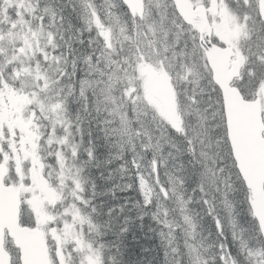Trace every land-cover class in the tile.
Wrapping results in <instances>:
<instances>
[{
  "label": "rangeland",
  "instance_id": "1",
  "mask_svg": "<svg viewBox=\"0 0 264 264\" xmlns=\"http://www.w3.org/2000/svg\"><path fill=\"white\" fill-rule=\"evenodd\" d=\"M68 2L69 1L66 2L65 7H62L60 13H58L56 10V6L59 4V0H50L52 8L60 17L68 11ZM80 4L83 13L82 20L85 27H78V37L74 38V40L77 41L69 43L67 46L64 44L65 38L60 37V39L58 40L60 44V50L64 51L68 46H71L73 50L72 53L75 56H80L85 53V51L88 52L92 50L96 45V41L93 37H91V35L85 33V31H91V20L94 21V23L97 20H100L102 23H104V27L106 28V31L108 33V35H105V42L108 41L107 48L99 54L95 61H92L90 66L79 71L80 74L84 75V83H81V85H86V88L90 89L92 95L95 96L96 85L99 83L102 84V89L99 91L98 95H100L103 101L116 106L119 109V112H122L126 98L131 91V87L133 86L134 81L145 74L146 76H149L150 85H147V81L145 79L143 86L144 98H141L139 96L135 99L134 103L135 105L143 103L153 107H160L158 101L152 98V94L154 93V89L157 83V79L160 76V72L155 68V62L147 51V46L144 39H141L139 43L141 46V50H144L143 53L149 61V64L147 66L141 65V63L139 62L133 45L125 36L124 29L119 25L113 15V12L111 10L112 3L110 1L108 2L107 7L103 9H99L96 7L90 9L84 1H80ZM1 7L4 14L6 13L8 7L21 8L24 12L29 13L30 15L33 11L31 0H1ZM129 21L130 20L128 19L123 20V22L128 26L130 25ZM4 23H9L6 16ZM100 27V24L97 25V28ZM103 30L104 28L101 29V31ZM9 32L10 36H12L13 38V45H17L16 48H18L19 46V48L22 49L24 56L31 61L38 51L39 41L42 39L51 40L48 34L42 29L31 30L22 19H19L17 22H12L10 24ZM9 32L7 30H0V36H7ZM235 46L238 49L242 48L241 42H235ZM87 62H90V60L88 59ZM190 74H193L190 70H183L179 72L177 75L179 83L183 84L186 87L187 77ZM35 80H39V78L35 77L34 74H32V86H35ZM80 96H82V92H80ZM89 99L90 102H88V104L85 101L83 103H73L77 114L81 116L83 112L90 110L89 112L94 114L98 113L102 117H104V113L96 108L94 104L95 99L93 97ZM55 101L60 105L62 103L61 106L64 107L72 104L71 99L65 94H60ZM30 106H33L41 114H44L47 111L50 113V115L48 116V121L50 123V132L48 135L47 144H55L59 148V151L55 154L56 162L59 167L58 182L60 184H63L67 181L71 182L73 185V197L76 202H80L81 188L78 182L80 170L75 165L76 150L73 146V140L68 130V125L64 120L63 110L57 105L45 104L40 106L34 101V98L32 99ZM166 108L170 112L169 117L173 119L174 126H176L178 130L181 122L179 121L180 119H175L174 117L172 103L171 106H166ZM161 111L163 112L162 107ZM15 112L17 118L22 121L25 115V108L21 106V102L17 104ZM169 117L164 115L165 120H167ZM87 118H89V121L84 122V125L88 127L87 133L89 134V138L94 139V134H99L102 136L101 146L103 148L113 147V145H115V148H117L116 153H110V149L104 151L105 156H107L106 158H103V156L101 155V150H97V153L95 152V155H98L97 157L100 159L92 161L91 159L86 158V160L81 161L80 164L82 168H86L84 170L85 177L88 173H91V176L88 179V183L92 190V200L94 206L97 208L95 219L98 218L99 215H101L98 223L101 224V221L103 220L102 231L104 234H109L110 236L108 248L114 251L115 262L119 264V253L121 252V249L119 248L117 250L114 242L116 240V242H120L123 245V241H125V239H123V241H119V239H116L115 227L118 226V235H121L122 233H133V230L138 229L133 228L132 225L134 222L138 221L140 226L143 227V233L137 231L138 236L136 237H134L133 234L129 238L126 235L123 237L129 239V242L131 243H136L140 240H146L147 238L151 237L153 243H155V232L154 230L149 228L150 225H147L146 220L153 219L157 216V219L153 224L159 230L160 242L163 244L164 248H171V256L166 261V263L176 264V243L178 245H182L183 241L181 239L182 233H179L175 240V229L179 225H182L184 220L186 221L184 209L187 208L188 201H184V198L187 195L191 196V191L186 193L185 191L180 190L182 182L176 177L179 174V169L175 166L171 167V178H173L174 181H171L170 188L168 190L169 199L167 201H161L157 199L153 202L152 198L143 196L142 188L139 182H135V186L139 190L140 195L136 194L134 189H126L124 185L127 180L132 177H137L136 174L132 173V168L134 166L131 165V160L125 158L124 152L126 150V146L122 144L118 145L117 141H110L113 131L103 132L101 129H99V125L90 118L89 114L87 115ZM212 119H221L218 104L215 105ZM121 120L123 121V118H121ZM123 125H125V122L123 123ZM55 128H61L64 132V137L59 141H56L54 139L52 133L53 129ZM123 132L126 136L127 129L124 128ZM207 134L211 137H214V129L208 128ZM179 135L180 137H182L181 133H179ZM205 135L206 134L204 132H201V134L197 135V138L200 140H204L206 137ZM157 137H159V135ZM98 139L99 138L95 139V143L100 146L97 143ZM181 141L185 143L183 138H181ZM199 143L200 145L197 149L193 148L190 144H187L189 155H192L196 151L199 152V154H196V161L185 162L187 171L196 173L200 165L203 170L202 174L205 177H209L215 169L223 170L229 167L230 160L226 151L223 137H220L218 140H214L213 143L206 142L205 144H201V141H199ZM206 147H211L213 149V152H207L205 150ZM82 154L86 155L85 151H82ZM114 160L115 163L120 167H117L116 171H105V167L107 166V164L113 162ZM123 164H128V166L122 169ZM148 171L149 173H151L150 168ZM155 172H157V170ZM103 173H105V175ZM113 175L118 176V179L120 180H122L123 178V181H112L111 188L109 189L107 188L109 185L108 181H111L113 179V177H111ZM190 176L191 174L188 175V177ZM94 177H98L100 179L95 180ZM163 178L165 180H168V176L166 173L163 175ZM206 184H203L200 188V195L202 194L201 200L203 202H206L208 196L210 195V189L212 191L209 183L206 182ZM171 187L176 195L174 199H171ZM45 188L47 202L51 204L54 203V192L49 190L46 186ZM143 190L145 192H148L144 187ZM31 194L38 196L40 194L39 188L33 187L31 189ZM42 195L44 196L43 192ZM109 196L111 197V201H108L107 199ZM148 199H150V201ZM128 201H133L136 204L138 210H141V208L145 206L147 207V209L153 211V213L143 214L139 217L133 216V218H127L125 217V214H131L134 211L133 208H130L127 211L126 207ZM151 201L152 203H150ZM110 203H112L111 208L109 207ZM197 203L198 202L194 200L190 206V209L193 210L192 213L194 216H200L198 210L194 209L197 207ZM205 206H207L205 208H213L215 210L218 207H220L221 209H226V211H233L234 209V206H232L228 200L221 199L219 201L210 202L209 204L206 203ZM66 214L70 217L71 223L64 225L63 228L74 229L73 225H85L84 233L89 239L88 243L86 241V247L95 248L94 251H92L91 249L89 251L96 264H101L99 254L96 250L97 245L93 240L98 233V225H96L95 223L89 224L81 216L79 210L73 205H71L67 209ZM204 231H207L206 228H204ZM185 236L187 239L185 243L190 258V264H202V260L197 248L190 243L191 234L185 230ZM161 243H155V250L162 257ZM123 247L125 250H127L125 245ZM138 247L139 248L137 250L133 249L134 253L129 255L127 260L128 264L135 262H137L138 264H153L152 262H150V260H145L142 256V254H150L153 251V248H151L150 245L145 242L141 243ZM135 252H137L138 255ZM256 255L257 253L255 252V256Z\"/></svg>",
  "mask_w": 264,
  "mask_h": 264
},
{
  "label": "water",
  "instance_id": "2",
  "mask_svg": "<svg viewBox=\"0 0 264 264\" xmlns=\"http://www.w3.org/2000/svg\"><path fill=\"white\" fill-rule=\"evenodd\" d=\"M232 103L243 104L236 91L229 93L228 97L224 99L225 108ZM228 119V125H232L234 113L230 110ZM243 129L249 132L250 123H241L240 120H236L235 135L236 138L245 134L246 144L244 147V153L237 160V168L246 183V186L253 192L254 203L261 201V205L253 209L254 215L258 220L264 217V194H261L262 185L264 184V142H260L257 151L255 152V144L250 142V135Z\"/></svg>",
  "mask_w": 264,
  "mask_h": 264
},
{
  "label": "trees",
  "instance_id": "3",
  "mask_svg": "<svg viewBox=\"0 0 264 264\" xmlns=\"http://www.w3.org/2000/svg\"><path fill=\"white\" fill-rule=\"evenodd\" d=\"M68 0H59V3L60 4H62V7H65V4H66V2H67ZM61 18L62 19H64V20H66V21H68L69 19H70V16H69V12H66L64 15H62L61 16ZM87 115H88V113H85L84 114V116L86 117V119H88L87 118ZM92 118H93V121L96 123V124H98L99 123V119H98V116L97 115H95L94 117L91 115V114H89ZM98 122V123H97ZM96 138H99L98 139V141H97V143L100 145V146H98L96 143H95V139ZM87 139H89V135L87 134L86 135V140ZM107 141V140H106ZM110 141H116V139L114 138V137H111L110 138ZM101 142H102V136L101 135H99V134H94V140H93V144L91 145V149H92V152H93V156L96 158V160H98L99 158H97V155H95V152L97 151V150H101L102 152H101V155L103 156V158H106L107 156H105V154H104V151H106V150H108V149H110V151L111 150H113L114 151V149H115V145H113V147H109V148H103L102 146H101ZM137 154H142V151L140 150V149H138V147H136V149H135V151L134 152H131L129 149H126V151H125V158H128V159H130V158H132L134 155H137ZM186 162H188V161H186ZM100 164V163H99ZM117 167H120V166H118L116 163H115V160L113 161V162H111V163H109V164H107V166L105 167V171H116V169H117ZM104 171V172H105ZM104 175H105V173H103ZM91 176V173H88L87 174V178H89ZM111 177H113V179L111 180V181H108L109 182V185H108V187L107 188H111V184H112V181H119L120 179H118V176H115V175H113V176H111ZM94 179L95 180H99L100 178H98V177H94ZM121 181V180H120ZM136 193V192H135ZM137 194V193H136ZM108 201H111V197L109 196L108 198ZM238 200H240V197H238L237 198ZM130 203H133V201H129ZM111 205H112V203H110L109 204V207H111ZM140 212H141V214H149V213H153V211H151V210H149V209H144V208H141V210H140ZM129 215V214H128ZM127 214H125V217H127V218H133V217H130V215L128 216ZM156 220H155V218H153V219H147L146 220V222L148 223V224H153L154 222H155ZM103 223V220L101 221V224ZM140 224H139V222L138 221H136V222H134L133 223V228H137L138 230H133V233H122L121 235H118V232H117V230H118V226H116L115 227V231H116V239H119V241H123V239L125 238V237H123V236H127L128 238L133 234L134 235V237H136V236H138V232L137 231H140L141 233H143V227H141V226H139ZM138 226V227H137ZM204 228H206L207 230H208V228H209V225H206ZM145 231H146V228H145ZM226 231H227V229H226ZM145 233V232H144ZM144 235V234H143ZM143 242H145V243H147L148 245H150V247L151 248H153V251L150 253V254H142V256H143V258L145 259V260H150V262H152L153 264L155 263V264H165V261L162 259V257H161V255L155 250V247H156V244L155 243H153V241H152V239L149 237V238H147L146 240H140V241H138V242H136V243H131V242H129V239H126L125 238V241H123V245L120 243H118V242H116V240H115V242H114V245L117 247V250H118V248H120L121 249V252L119 253V264H128V262H127V260H128V257H129V255L130 254H132V253H134V251H133V249L134 250H137L139 247L138 246H140V244L141 243H143ZM127 244V245H126ZM137 244V245H136ZM125 245V247L127 248V250H125L124 249V246ZM231 246L233 247V244H231ZM119 252V251H118ZM138 252V251H137ZM137 252H135L137 255H138V253ZM157 252V253H156ZM140 256V255H139ZM124 262V263H122V262ZM129 264H138L137 262H135V263H129ZM143 264V263H142Z\"/></svg>",
  "mask_w": 264,
  "mask_h": 264
},
{
  "label": "bare ground",
  "instance_id": "4",
  "mask_svg": "<svg viewBox=\"0 0 264 264\" xmlns=\"http://www.w3.org/2000/svg\"><path fill=\"white\" fill-rule=\"evenodd\" d=\"M69 1V0H68ZM61 8H62V4H58L57 6H56V10H57V12L58 13H60V10H61ZM66 11V10H65ZM68 12V11H67ZM100 12V11H99ZM126 19V18H125ZM81 26V25H80ZM85 27V26H84ZM84 29V28H83ZM89 36V35H88ZM92 37V36H91ZM86 40V39H85ZM90 41V40H89ZM73 43V42H72ZM144 51V50H143ZM86 52V51H85ZM98 69V68H97ZM103 75V74H102ZM91 83V82H90ZM111 98V97H110ZM64 99V98H63ZM87 104H88V102H90V99H88L87 101H85ZM61 105H62V103H61ZM86 108V107H85ZM82 110V109H81ZM90 111V110H89ZM88 110L87 111H85V112H83L82 114H81V117H83L85 120H86V117L84 116V114L85 113H88V114H91L93 117L97 114V116H98V119H99V122L102 120V116L100 115V114H98V113H96V114H94V113H91V112H89ZM98 123V122H97ZM67 127V126H66ZM53 133V132H52ZM206 136V135H205ZM97 153V152H96ZM98 156V155H97ZM116 156V155H115ZM98 158V157H97ZM118 158V157H117ZM100 159V158H99ZM99 164V163H98ZM97 166V165H96ZM100 167V166H99ZM91 179V178H90ZM121 181H123V178H122V180ZM210 185V184H209ZM207 190V189H206ZM206 193V192H205ZM129 194V193H128ZM202 195V194H201ZM171 206V205H170ZM108 207V206H107ZM111 208V207H110ZM142 208H144V209H146L147 210V207H142ZM116 211V210H115ZM128 215V214H127ZM158 215V214H157ZM129 216V215H128ZM196 217V220L197 221H199L200 220V216H195ZM157 219V216L155 217V220ZM143 224V223H142ZM140 226V225H139ZM138 227V226H137ZM207 230V229H206ZM163 231V230H162ZM151 238V237H150ZM125 239V238H124ZM144 241V240H143ZM127 245V244H126ZM111 246V245H110ZM119 249V248H118ZM122 253V252H121ZM157 253V252H156ZM124 263V262H123ZM155 264V263H154Z\"/></svg>",
  "mask_w": 264,
  "mask_h": 264
}]
</instances>
